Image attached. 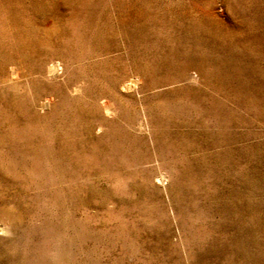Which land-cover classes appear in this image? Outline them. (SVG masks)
Returning a JSON list of instances; mask_svg holds the SVG:
<instances>
[{
	"label": "rangeland",
	"instance_id": "obj_1",
	"mask_svg": "<svg viewBox=\"0 0 264 264\" xmlns=\"http://www.w3.org/2000/svg\"><path fill=\"white\" fill-rule=\"evenodd\" d=\"M0 264H264V0H0Z\"/></svg>",
	"mask_w": 264,
	"mask_h": 264
},
{
	"label": "bare ground",
	"instance_id": "obj_2",
	"mask_svg": "<svg viewBox=\"0 0 264 264\" xmlns=\"http://www.w3.org/2000/svg\"><path fill=\"white\" fill-rule=\"evenodd\" d=\"M53 68H55V67H53ZM108 109V108H107Z\"/></svg>",
	"mask_w": 264,
	"mask_h": 264
}]
</instances>
